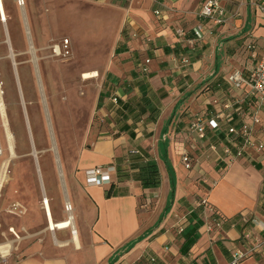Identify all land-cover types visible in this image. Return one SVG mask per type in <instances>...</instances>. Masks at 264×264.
Segmentation results:
<instances>
[{"label": "crops", "instance_id": "0c3cea01", "mask_svg": "<svg viewBox=\"0 0 264 264\" xmlns=\"http://www.w3.org/2000/svg\"><path fill=\"white\" fill-rule=\"evenodd\" d=\"M260 1L221 0L225 20L215 23L200 15L207 0H46L45 12L52 13L46 20L58 18L57 11L69 4L94 12L102 23L113 22L106 30L113 40L108 55L81 64L74 59L68 62L75 79L80 71H97L87 81L100 85L94 105L100 121L91 124L89 142L77 158L61 165L56 157L60 168L56 176L63 186L59 196L63 200L56 201L57 195H49L37 174L42 195H48L53 219L68 216L64 204L66 207L69 202L74 211L72 226L50 229L43 205L42 220L5 213L0 219V244L8 239L10 248L5 258L0 257V264H229L232 249L244 250L247 246V233L264 238L259 224L244 225L239 220L244 213L264 219L263 156L253 152L251 159L243 157L223 166L218 153L208 148L210 141L219 142L223 134L209 132L208 138L201 140L186 130L195 115L215 110L213 98L229 89L225 78L231 70L240 68L249 74L255 63L249 66L250 60L245 57L249 54L257 60L264 53ZM2 3L6 18L0 20V28L5 42L10 40V50L9 21L14 8L22 13L29 33L28 51L44 49L50 36L43 38L44 29L41 31L36 21L37 14L45 13L41 10L36 14L37 3L29 4V11L24 9L27 0L23 5L17 0ZM199 27L198 37L195 32ZM69 37L76 54L77 46ZM251 44L253 47L248 48ZM30 63L42 93L44 74L33 53ZM206 85L210 86L206 89ZM21 98L27 119L26 101ZM42 100L45 104L43 93ZM4 123L1 134L10 159V174L0 190V199L17 157L15 137L8 121ZM29 137L34 154L37 149L33 136ZM51 148L55 150V145ZM183 150L196 161L195 168L184 167ZM34 157L38 172V156ZM148 159L157 164L158 187L144 188L139 180L140 167ZM98 165L115 167L110 183L88 182L87 171ZM116 167L124 168L127 175L119 177ZM215 173L220 175L214 182L211 177ZM19 190L14 188L13 193ZM202 193L228 219L215 236L207 233L206 213L197 205ZM26 195L28 189L19 198L13 196V202H19L25 211ZM15 217H23V221H14ZM10 226L21 235L20 240H14L8 231ZM127 245L132 246L127 250ZM260 261H264V244L241 264Z\"/></svg>", "mask_w": 264, "mask_h": 264}, {"label": "rangeland", "instance_id": "374dc122", "mask_svg": "<svg viewBox=\"0 0 264 264\" xmlns=\"http://www.w3.org/2000/svg\"><path fill=\"white\" fill-rule=\"evenodd\" d=\"M29 1L27 0L28 4L23 6L24 9L27 8L29 11V4L32 6L35 2L37 3L36 14L41 10L46 11V0ZM75 7L68 4L63 11H57L55 16L58 18L53 21L46 20L51 12H45L44 16L37 14L36 17L41 31L44 29L43 38L47 40L50 36L43 46L45 48L39 49L37 47L38 51L35 53L44 74L42 93L45 104L33 66L30 63L32 53L28 51L29 33L27 34L22 13L17 12L14 8V16L9 21L12 51L10 45L5 42L4 32L0 28V85L3 90L4 108L6 105V109L1 111L3 112V120L8 121L10 131L15 137L17 153H15L17 157H14L11 164V177L3 188V195L0 199V219L5 216V213L9 217L27 215L33 220L44 219L41 209L43 195L37 176L39 167L37 172L34 156H38L45 190L53 197L57 195L55 196L56 201L63 200V196H59L60 192L63 191V186L56 176L59 173L56 157L61 165L65 160L77 158L79 152L89 142L91 124L93 125L99 120L94 109L97 90L100 89L99 83H91L87 81L89 79L82 78L83 69L75 79L73 76L74 69L69 66L68 62L74 59L81 64L99 60L101 55H108L113 40L106 30L113 26V22L105 21L102 23L94 12ZM67 34L73 38L77 46L76 54L72 50L71 39ZM63 38H69L71 54L68 57L55 55L51 47ZM99 47L102 48L100 51H98ZM258 50L261 51L262 48ZM247 51L249 50L247 49L244 54H247ZM11 54H14L13 57L10 56ZM245 59L246 61L247 59L250 60L249 66L256 62V59L249 54ZM13 62H15L18 73L17 70H14ZM21 88L22 92H20ZM72 94L85 98L78 100ZM21 95L26 101L27 119L22 107L24 102L22 103ZM58 107H61L60 113L56 114ZM69 113L72 114L69 115ZM29 135L33 136L34 145L37 149L34 154H32V142ZM53 145H55V150L51 148ZM6 156L7 153L5 152L1 159ZM196 164V161H192L193 168L196 167ZM219 175L215 173L211 177L212 180L215 182ZM58 181L60 185H57ZM14 188L20 189L16 195L13 193ZM26 189H28V195L24 199L26 207L24 214L12 215L7 213V208L14 200L13 196L19 198L21 192ZM6 191L9 192L8 195H5ZM206 195L202 193L200 196L205 197ZM65 212L67 215V210ZM36 213L38 216L35 215ZM20 220L23 221V217L14 218V221ZM256 264H264V261Z\"/></svg>", "mask_w": 264, "mask_h": 264}, {"label": "built area", "instance_id": "2783aa9c", "mask_svg": "<svg viewBox=\"0 0 264 264\" xmlns=\"http://www.w3.org/2000/svg\"><path fill=\"white\" fill-rule=\"evenodd\" d=\"M19 5H23L24 0H17ZM261 11H264V0L258 3ZM158 13V11H156ZM200 15L221 23L225 20L226 9L221 0H207L200 11ZM0 20L5 21L3 8L0 0ZM202 28L196 30V35H201ZM53 53L57 56L68 57L71 54L69 38H63L60 42L53 44ZM253 47L252 44L248 48ZM149 59H146V63ZM146 70V67H144ZM229 89L218 92L213 98L215 110L195 115L187 124L186 130L190 134H195L201 140L207 139L209 132L223 137L219 142L210 141L208 148L218 153L221 162L228 165L239 158L248 157L251 159L252 153H258L264 158V53L256 60L253 69L249 74L244 70L235 68L231 70L226 78ZM3 90L0 85V97ZM117 102V97H114ZM0 106V190L10 174V159L3 157L5 147L2 141L1 128L5 129V123ZM6 138H9L7 133ZM218 140V139H217ZM221 149V152L219 151ZM182 162L187 169H191L194 159L186 150L182 151ZM115 167L112 165L95 166L87 171V180L90 184H107L111 182V175ZM263 206H264V185L262 187ZM198 206H202L205 213V226L207 233L216 235L223 226V221L214 214L215 209L208 203L205 197L197 201ZM67 207V205H66ZM71 208V206H70ZM9 213L22 215L24 207L19 202H12L7 208ZM245 223L252 222L260 225V232H264V219L257 220L248 214H240ZM14 240H20L21 235L16 232L13 226L8 227ZM247 246L244 250L234 248L231 251L229 264H241L242 260L252 253L262 249L264 238L258 235L247 233L245 236ZM10 244L8 239L0 244V257L5 258L9 253Z\"/></svg>", "mask_w": 264, "mask_h": 264}, {"label": "trees", "instance_id": "16d2710c", "mask_svg": "<svg viewBox=\"0 0 264 264\" xmlns=\"http://www.w3.org/2000/svg\"><path fill=\"white\" fill-rule=\"evenodd\" d=\"M207 86H210V85H206V89H207ZM219 90H222V89L220 88ZM223 166H225L224 163H223ZM116 173L118 174L119 177L127 175V172L125 173V169L124 168H120V167H116ZM139 180H140V182H141V184H142V186L144 188L158 187L159 186V184H160V174H159V171H158V168H157V164H156L154 159H148L145 163H143L141 165L140 174H139ZM111 189L112 188L110 187L109 189L106 190V194L108 196L110 195ZM262 199H263V195H262ZM215 213L218 214V216H220V218L223 221V226H224V224L226 223V221L228 219L223 217V216H221L216 210H215L214 214ZM239 220L241 222H243L244 225L250 224V223H245L244 221H242L241 216H240ZM131 246L132 245H127L126 249L128 250ZM256 253L257 252L246 256L243 260H245L246 258L254 257Z\"/></svg>", "mask_w": 264, "mask_h": 264}, {"label": "bare ground", "instance_id": "6f19581e", "mask_svg": "<svg viewBox=\"0 0 264 264\" xmlns=\"http://www.w3.org/2000/svg\"><path fill=\"white\" fill-rule=\"evenodd\" d=\"M1 5H2V8H3L4 5L2 3V0H1ZM3 13H4V16H5L4 8H3ZM8 40H9V38H8ZM8 42H10V40L7 41V43ZM31 52L33 53V60L36 61L34 50L32 49ZM13 55L14 54H12L11 56L13 57ZM13 64H14V70L16 71L17 69H16V66H15V62ZM96 75H97V71L96 72L87 71V72H84L82 74V78H84V79L93 78ZM0 106H1V108L3 110L4 109L3 96L0 97ZM9 135L12 136L11 132H9ZM38 163H39V161H38ZM38 166H39V173H38L39 174V178L42 181V177H43L42 170H41L39 164H38ZM47 196L46 195L43 196L42 205H43V208H44L45 213H46V217H47L48 222H49V228L52 229V230H55V229L68 228V227L72 226V223H73L72 222V217L73 216H72V211H71V208H70L71 205L69 204V202H67V207L65 208V210H67V212H68V216L65 219L55 221L53 219L54 217H52V212H51V208H50V201H49ZM73 232H74V234L76 236L75 229H73Z\"/></svg>", "mask_w": 264, "mask_h": 264}]
</instances>
